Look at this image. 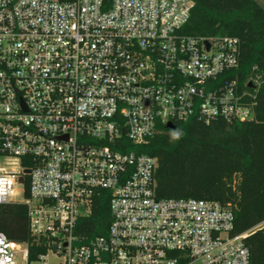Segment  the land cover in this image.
<instances>
[{
	"label": "built area",
	"instance_id": "1",
	"mask_svg": "<svg viewBox=\"0 0 264 264\" xmlns=\"http://www.w3.org/2000/svg\"><path fill=\"white\" fill-rule=\"evenodd\" d=\"M193 0H0V204L45 251L0 231V264H251L231 203L159 198L162 125L245 121L236 36L185 32ZM250 95V94H249ZM109 193L106 234H75ZM263 224L258 225L261 227Z\"/></svg>",
	"mask_w": 264,
	"mask_h": 264
},
{
	"label": "trees",
	"instance_id": "2",
	"mask_svg": "<svg viewBox=\"0 0 264 264\" xmlns=\"http://www.w3.org/2000/svg\"><path fill=\"white\" fill-rule=\"evenodd\" d=\"M185 32L193 36L230 35L239 38V64L222 78L236 79L253 116L245 121L215 119L205 123L193 116L162 125L137 148L158 158L155 172L159 198H197L231 203L233 234L244 239L251 264H264V4L259 0H193ZM250 94V95H249ZM180 130L179 140L171 132ZM109 193L97 197L90 214L81 217L75 234L87 238L106 234L111 222ZM263 224L261 227L258 225ZM0 231L29 244L30 256L45 251L42 239L29 228L24 203L0 204Z\"/></svg>",
	"mask_w": 264,
	"mask_h": 264
},
{
	"label": "clouds",
	"instance_id": "3",
	"mask_svg": "<svg viewBox=\"0 0 264 264\" xmlns=\"http://www.w3.org/2000/svg\"><path fill=\"white\" fill-rule=\"evenodd\" d=\"M170 135H171L172 140L175 141V140H179L180 137L183 135V133L180 130H174L171 132Z\"/></svg>",
	"mask_w": 264,
	"mask_h": 264
},
{
	"label": "rangeland",
	"instance_id": "4",
	"mask_svg": "<svg viewBox=\"0 0 264 264\" xmlns=\"http://www.w3.org/2000/svg\"><path fill=\"white\" fill-rule=\"evenodd\" d=\"M261 3H263L264 4V0H259ZM0 166H4V167H7V168H9V169H11L12 167L11 166H8L7 164H6V161H5V159H2V158H0Z\"/></svg>",
	"mask_w": 264,
	"mask_h": 264
},
{
	"label": "water",
	"instance_id": "5",
	"mask_svg": "<svg viewBox=\"0 0 264 264\" xmlns=\"http://www.w3.org/2000/svg\"><path fill=\"white\" fill-rule=\"evenodd\" d=\"M167 126H168L169 128H174V127H175V125H174L172 122H169V123L167 124Z\"/></svg>",
	"mask_w": 264,
	"mask_h": 264
}]
</instances>
